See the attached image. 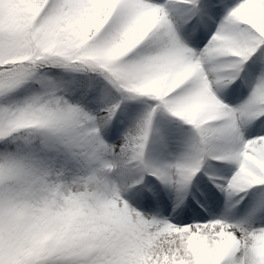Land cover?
Segmentation results:
<instances>
[{
    "label": "snow or ice",
    "instance_id": "snow-or-ice-1",
    "mask_svg": "<svg viewBox=\"0 0 264 264\" xmlns=\"http://www.w3.org/2000/svg\"><path fill=\"white\" fill-rule=\"evenodd\" d=\"M164 112L194 130L173 161L149 155ZM214 161L224 214L181 207ZM0 264H264V0H0Z\"/></svg>",
    "mask_w": 264,
    "mask_h": 264
},
{
    "label": "rangeland",
    "instance_id": "rangeland-1",
    "mask_svg": "<svg viewBox=\"0 0 264 264\" xmlns=\"http://www.w3.org/2000/svg\"><path fill=\"white\" fill-rule=\"evenodd\" d=\"M208 32H205L201 37V42L193 44V47H200L207 37ZM227 60L228 58H220ZM225 71H231V69H225ZM236 88V93L227 97L229 104H239L249 94V84H246L244 79L236 81L233 85ZM147 105L140 103H126L120 109L116 119L112 122L110 128L106 132V139L109 142L116 143L121 140L124 133L136 122V120L145 112ZM154 127L163 132L166 142L161 143L158 137H153L149 146V155L154 159H162L173 161L179 157L186 149L194 130L192 126L187 125L179 120V118L172 117L171 114L164 112L158 114L154 119ZM233 166L228 162L214 161L211 168H205L194 178L192 186L190 188L188 199L181 207H186L188 201L196 203L198 206H202L209 201V197L219 198V211L214 213L216 216L223 215L228 208V204L224 193L220 192L212 181L209 179V175L214 177L231 176ZM208 173V174H206ZM152 180V177L148 178ZM157 188L161 194L162 200L166 203L167 208H159L158 211L163 217H170L173 223H180L182 217L174 216L171 209L175 208L173 191L164 189L163 185H159L157 182ZM241 208L244 205L240 206ZM141 211H149L154 214L157 210L140 208ZM179 211V209H177ZM186 223H193L192 220H185Z\"/></svg>",
    "mask_w": 264,
    "mask_h": 264
},
{
    "label": "bare ground",
    "instance_id": "bare-ground-1",
    "mask_svg": "<svg viewBox=\"0 0 264 264\" xmlns=\"http://www.w3.org/2000/svg\"><path fill=\"white\" fill-rule=\"evenodd\" d=\"M212 31H213V32L215 31V26H213ZM213 32H212V33H213ZM212 33H210L209 35H207V37L205 38V40H204V42L202 43V45L200 46V48H203V47L209 42V39H210ZM172 194H173V196H174V205H175V203H176V193L173 191ZM166 206H167L166 203H164L163 206H161L160 208H167Z\"/></svg>",
    "mask_w": 264,
    "mask_h": 264
},
{
    "label": "clouds",
    "instance_id": "clouds-1",
    "mask_svg": "<svg viewBox=\"0 0 264 264\" xmlns=\"http://www.w3.org/2000/svg\"><path fill=\"white\" fill-rule=\"evenodd\" d=\"M57 206L62 207L63 205H59L58 202H57ZM49 239H51L50 236H45V237L39 239L38 242L42 243V242H44L45 240H49Z\"/></svg>",
    "mask_w": 264,
    "mask_h": 264
}]
</instances>
